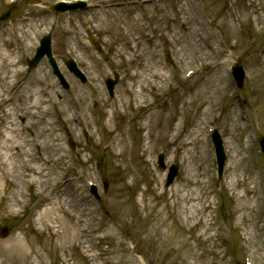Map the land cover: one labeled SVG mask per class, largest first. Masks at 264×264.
Listing matches in <instances>:
<instances>
[{
    "label": "rangeland",
    "instance_id": "rangeland-1",
    "mask_svg": "<svg viewBox=\"0 0 264 264\" xmlns=\"http://www.w3.org/2000/svg\"><path fill=\"white\" fill-rule=\"evenodd\" d=\"M56 1L0 0V14L13 9L12 18L0 23V34L13 26L17 29L20 22L24 27L19 34L29 29V36L22 39L32 40L31 49L11 44L12 58L18 59L23 70L20 82H32L35 75L47 78L41 88H47L49 97L44 98L51 103L37 112L53 127L48 128L50 137H38V124L25 109L29 100L23 91L11 95L7 113L0 110V126L6 122L16 130L13 139L19 143L32 141L35 154L43 152L40 142L58 140L64 158L57 166L58 175L52 177L75 184L85 211L80 212L82 220L57 212L65 219L59 220L62 226L70 227L71 235H61L60 223L43 213L50 204L40 203L47 196L52 198L49 186L22 184L18 173H12L0 191V227L7 225L12 232L0 238V246L17 245L0 261L264 264V154L259 144L264 138V0H86V9L64 14L50 11ZM231 18L243 19L237 38L225 37L224 23ZM111 20L120 21L115 32L106 29ZM87 31L96 37L95 45L89 42ZM48 33L68 89L62 87L46 58L36 68L27 66L39 39ZM166 51L172 62L166 60ZM205 53L218 58L215 75L208 73L209 62L199 60ZM70 58L84 72L85 83L66 68ZM235 64L246 73L243 90L237 88L231 73ZM151 66L162 69L165 78L146 82ZM115 73L119 79L111 97L105 80ZM3 85L0 81V92ZM93 88L100 90V98L91 96ZM75 98L85 103L88 125L78 119ZM211 102L216 104L214 113L204 119L202 114ZM231 110L235 112L230 114ZM234 116L235 127L230 122ZM200 119L204 120L201 135L185 144ZM214 128L221 134L227 155L220 179L211 139ZM230 130L235 137H230ZM236 150L242 173L231 190L224 183L230 170L232 178ZM0 153L6 156L4 149ZM160 154L165 156L166 168L158 164ZM202 161L204 172L193 179L192 166ZM171 164L178 165L179 172L167 186ZM188 169L191 174H186ZM248 178L255 183L247 189ZM103 180L108 181L107 191ZM17 182L21 192L16 190ZM204 183L209 192L202 211L196 213L199 218L187 216L177 202L179 190L197 191L204 189ZM92 185L102 197L100 202L91 192ZM241 197L249 198L243 209Z\"/></svg>",
    "mask_w": 264,
    "mask_h": 264
},
{
    "label": "bare ground",
    "instance_id": "bare-ground-1",
    "mask_svg": "<svg viewBox=\"0 0 264 264\" xmlns=\"http://www.w3.org/2000/svg\"><path fill=\"white\" fill-rule=\"evenodd\" d=\"M243 16V15H242ZM243 19H236L231 18L227 19L226 23H224V32L226 38H237L238 37V30L239 23H241ZM23 22L19 23L18 28L16 29L15 26H13L6 34H0V81L4 83L3 89L0 92V109H4V111H7L8 104L7 102H10L13 97L9 96H19V94L23 92H27L26 99L29 100L26 104L27 106L25 109L33 114L36 118V124L38 131V137L43 139L45 136H51L49 131V126L53 127V124L51 122H47L43 119V116L41 112H37V110L43 105H48V103H51V100H47L44 97H49V93L45 92L47 88H41L42 85L47 84V78L46 77H35L31 78L32 82H20L18 77L23 73V70L19 66V61L17 58H12L13 50L11 44L21 45L24 46L23 48L26 49V47L31 49L32 40L29 39L27 41H24L22 38L27 35L29 36V29H24L22 34H19L20 28H23L24 25ZM116 24H120V21L118 20H111L106 23V29L108 32H115L116 31ZM104 26V25H103ZM67 29V27L65 26ZM10 35V38L7 39L5 36ZM197 35V34H196ZM194 39H192V42ZM20 48V47H19ZM22 48V47H21ZM23 50V49H22ZM25 51V50H24ZM263 58V56H261ZM199 60L203 63H210L211 67L209 70L210 75L216 74V69L219 67V65H216L218 58L213 56L212 54L205 53V58H199ZM143 71L141 72V77ZM133 78L138 79V75L135 73H132L131 75ZM166 73L162 69H154L152 66L149 69V76L145 78V81L147 82H153L155 80H161L165 78ZM34 85V86H32ZM24 86H26L24 88ZM32 88V91L30 90V87ZM29 90V91H28ZM134 91V90H133ZM91 96L96 98H100V90L93 88L90 92ZM77 105V115L78 119L84 124L88 125V117L85 113V103L82 101L81 98L79 99H73ZM234 106V109L236 110V106ZM216 107V104L214 102H211L210 107H208L207 111L202 114V117L205 119L211 114L214 113V108ZM235 112L234 110L230 111V114ZM7 113V112H6ZM48 108H44V116H47ZM37 114V115H35ZM3 116V115H2ZM231 125L233 127L237 126V120L232 117L230 119ZM41 124V127H40ZM204 125V120L200 119V122L196 126L195 131H192L190 135L187 137L186 140H184L185 144L192 143L195 141L194 139L197 138V135H201L202 127ZM16 130L11 128L10 126H7V123L5 122L4 125L0 126V135L2 136L3 140H0V149H4L6 151V156H1L0 153V191L3 187V185L6 183L8 184V181L10 177H12V173H18V177L20 179V182L22 184H38L41 187L44 185H48L49 189H51L52 198H49L48 196L45 198V200H42L40 203L45 204L49 203L50 208L46 209L43 213L46 215L48 220H56V223H60L62 227V231L59 233L61 235L69 236L70 234V227L68 225H65V227L62 226V223L59 220H65L61 219L57 216L58 213H64L65 216H67L70 220H82L80 217V212L85 211V202H83L82 198L77 193L75 184L70 180L66 178H53V175H58L57 166L59 162L64 158L62 154V146L57 140L56 142H53L51 140L46 141L45 143L40 142V146L43 147V152L35 154L32 150V141L23 140L22 143H19L18 140H14L13 136L15 135ZM230 137H235L234 133H231V130L229 131ZM187 148H185V151ZM232 159H236L237 164L232 167V178H231V170L230 175L228 177V180L225 184V186H228L231 190H233L236 187V183L238 182V175H241L242 169L238 167V163H240V152L239 150H236V153L232 157ZM197 163V162H195ZM204 162L202 161L201 165L192 166V170L188 169L186 174H191L190 170L194 172L192 175L193 179H196L201 176L202 172H204L203 169ZM22 170V172L19 173V170ZM183 182H185V179H182ZM248 182H246V188H249V185H253L255 181H251L250 178H248ZM17 192H21L22 187L17 182ZM7 186V185H6ZM208 189L207 184L204 183V189L198 188L197 191L195 189L193 190H186L183 189L182 191L179 190V197L177 198V202H180V209L184 211L187 216L190 214L191 217L198 219V214H196L199 211H202V205L203 202L206 200L208 195ZM42 193V192H41ZM175 196H177L175 194ZM258 202H261L260 198L256 199ZM239 207L241 209L244 208V206L247 205V202L249 201V198L245 199L243 197L239 198ZM16 202V200H15ZM173 202H176L174 200ZM194 209L193 212L190 210ZM53 215V216H52ZM88 215V214H87ZM202 218V216H201ZM212 220V219H210ZM81 228L79 229V231ZM15 244H7L0 246V257L4 256L6 254L12 253L16 250ZM0 264H6L4 261H0Z\"/></svg>",
    "mask_w": 264,
    "mask_h": 264
},
{
    "label": "water",
    "instance_id": "water-1",
    "mask_svg": "<svg viewBox=\"0 0 264 264\" xmlns=\"http://www.w3.org/2000/svg\"><path fill=\"white\" fill-rule=\"evenodd\" d=\"M80 6H83V4L66 5V7H61L59 5V6H53L52 9H54V10H61L62 11V10H65L67 8L68 9H75L77 7H80ZM7 18H8V16L7 15H4V16H2L1 19L3 20V19H7ZM44 41L46 43L45 51H47L49 53V42H50V40L48 39V40H44ZM45 51H43L42 47H40L38 49V54H37V57L36 58H40ZM50 60L53 63V59L50 58ZM70 68L73 69V70H75L76 73L79 74V72H77V69L75 68V65H71ZM234 75H235V77H236L239 85L241 86L242 80H243V76H244V73H243L242 69L241 68H235ZM114 84H115L114 81H110V85H109L110 92L112 91ZM213 137H214L213 140H214V144H215L216 152H217L218 172H219V175L221 176V174L223 172V167H224V164H225L226 156H225V153L223 151V146H222L221 138H220V136H219V134H218L217 131L214 132V136ZM262 146H263V151H264V141H262ZM160 161H162V157H161ZM176 174H177V167L176 166H173L171 168V171H170L168 183H170L173 180V178L175 177ZM7 233H8V230L7 229H2L1 230L2 236L6 235Z\"/></svg>",
    "mask_w": 264,
    "mask_h": 264
}]
</instances>
